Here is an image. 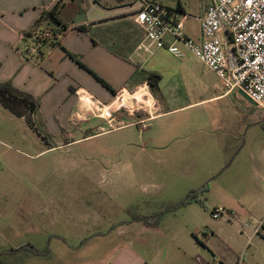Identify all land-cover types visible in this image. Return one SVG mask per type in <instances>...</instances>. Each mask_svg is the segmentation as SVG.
I'll return each mask as SVG.
<instances>
[{
  "label": "rangeland",
  "instance_id": "1",
  "mask_svg": "<svg viewBox=\"0 0 264 264\" xmlns=\"http://www.w3.org/2000/svg\"><path fill=\"white\" fill-rule=\"evenodd\" d=\"M207 1L182 0L186 13L194 16ZM30 42V37L23 39L20 51ZM158 62L165 79L161 91H154L155 111L147 97L137 103L127 94L126 104L134 103L135 108H114L113 124L101 117L78 116L55 125L56 132L40 125L41 136L32 134L30 151L36 154L33 164L42 166L47 207L44 220L33 215V229L39 232H32V240L44 245L46 235H61L52 242L59 254L74 247L79 262L102 264L110 255L93 258L105 255V250L92 252L95 242L80 248L95 233V221L110 232L137 216L159 215L164 230L187 222L204 230L214 208L239 209L244 204L259 215L246 210L249 215L238 218L239 226L232 219L233 225H224L223 233L234 239L240 236L238 229L243 233L238 264H264V239L254 240L248 249L254 229L243 227L249 220L257 225L264 218V186L251 172L252 156L264 151V98L256 105L239 91L215 97L224 92L221 78L190 52L183 59L166 52ZM156 112L161 113L148 117ZM193 191L203 204H184ZM222 218L227 217L218 219ZM197 237L205 236L201 232ZM198 241L201 257L212 261L204 245L216 249L218 242Z\"/></svg>",
  "mask_w": 264,
  "mask_h": 264
},
{
  "label": "crops",
  "instance_id": "2",
  "mask_svg": "<svg viewBox=\"0 0 264 264\" xmlns=\"http://www.w3.org/2000/svg\"><path fill=\"white\" fill-rule=\"evenodd\" d=\"M57 1L0 0V82H11L40 101L38 113L28 117L17 115L0 101V254L8 264L22 256L24 261L20 264H84L79 262V257L76 258L74 247L64 252L65 255L53 249L54 238L61 235L45 234L44 245L32 240V232H39L36 227L33 229V215L40 222L45 219L47 209L42 188V166L38 162L33 164L36 154L30 151L32 134L41 136L37 127L52 126L56 132L55 125L60 122L69 123L78 116L85 119L98 117L89 109H81L83 92L107 103L123 90L129 95L142 92L153 110L157 101L149 83V73L161 75L160 91L165 79L158 58L169 51L158 49L148 55L137 50L145 37L144 29L135 20L142 0H64L59 17L67 30L60 35L59 43L46 45L38 58L26 57L25 49H19L25 33L39 19L42 11ZM156 1L164 3L163 0ZM173 1H178L176 7L186 13L182 0ZM209 3L210 0L200 5L199 14L195 17L202 16ZM184 24L191 37L201 38L197 18H186ZM182 48L185 55L181 58L170 53L183 59L189 51L184 46ZM230 93L221 91L215 97ZM251 159L255 164L251 172L259 178L260 186H264V166L261 165L264 163V151ZM247 208L244 204L239 209L226 208L234 213L232 218L218 219L212 214L205 223L206 230H199L188 222L182 227L164 230L153 218L148 224L136 219L124 221L108 232L101 229L99 220L93 224L95 233L88 240H83L80 248L95 242L92 252L100 254L105 250V255H94L93 258L110 255L109 261L102 264H205L211 259L201 257L198 240L207 239L218 242L216 249L204 245L210 249L214 259L225 264H238L244 245L240 242L243 233L238 229L240 236L234 239L223 233V227L233 225L232 219L239 226V217L259 215L255 208ZM258 222L264 223V218ZM201 232L204 238L197 237ZM262 239V236L252 234L247 248L253 245L254 240L263 243L260 242ZM32 246L46 251V255H32Z\"/></svg>",
  "mask_w": 264,
  "mask_h": 264
},
{
  "label": "built area",
  "instance_id": "3",
  "mask_svg": "<svg viewBox=\"0 0 264 264\" xmlns=\"http://www.w3.org/2000/svg\"><path fill=\"white\" fill-rule=\"evenodd\" d=\"M197 18L201 38L191 37L184 20ZM136 22L144 29L145 37L137 50L148 55L158 49H167L181 58L184 46L223 82L224 93L242 90L254 102L261 104L264 98V0H210L205 13L195 17L156 0H142L136 10ZM50 31L41 26L32 32L31 42L26 45L25 56L40 57ZM80 97L82 110L89 109L98 117L113 124L114 108H135L127 105V94L121 91L111 102H103L93 94L83 92ZM140 94V96L136 95ZM134 102H142V92L132 93ZM139 97V98H138ZM88 98V101L84 99ZM127 98V99H126ZM214 218L234 216L224 207L212 210ZM244 229L253 228L254 234L264 238V223L254 225L248 221ZM205 264H225L214 259Z\"/></svg>",
  "mask_w": 264,
  "mask_h": 264
},
{
  "label": "trees",
  "instance_id": "4",
  "mask_svg": "<svg viewBox=\"0 0 264 264\" xmlns=\"http://www.w3.org/2000/svg\"><path fill=\"white\" fill-rule=\"evenodd\" d=\"M63 4L64 0H58L51 8L43 10L39 19L25 33L24 38L31 37L33 31L39 29L41 26H45V29L50 31L51 34V37L47 39L45 45L53 46L59 43L58 41L60 35L67 30L66 25L63 24L59 17L60 9L62 8ZM148 78L152 90H159L161 75L156 72H150ZM100 80L106 87L111 89L106 82H104L102 79ZM0 101L19 116L26 115L28 117L32 113L37 114L40 109V101L38 98H35L32 94L15 87L11 82H0ZM37 128L39 134L41 135L40 128ZM192 201H198L202 204L204 203V201L198 197V192L196 191H193L188 195L187 200L184 204ZM153 218L155 219L156 223L159 222V215H141L137 216L135 219L142 220L144 223L148 224L149 220ZM0 255V264H8L7 260L2 257L3 254ZM32 255H46V251H39L35 246H32ZM23 261L24 257L22 256L21 258H14L11 264H20L23 263Z\"/></svg>",
  "mask_w": 264,
  "mask_h": 264
},
{
  "label": "water",
  "instance_id": "5",
  "mask_svg": "<svg viewBox=\"0 0 264 264\" xmlns=\"http://www.w3.org/2000/svg\"><path fill=\"white\" fill-rule=\"evenodd\" d=\"M240 92V94L243 96V97H245L246 99H248L249 101H251V102H253L254 104H258V103H256V102H254L251 98H249L248 96H247V94L245 93V92H243L242 90H240L239 91Z\"/></svg>",
  "mask_w": 264,
  "mask_h": 264
},
{
  "label": "bare ground",
  "instance_id": "6",
  "mask_svg": "<svg viewBox=\"0 0 264 264\" xmlns=\"http://www.w3.org/2000/svg\"><path fill=\"white\" fill-rule=\"evenodd\" d=\"M84 100H85V101H88V98H85Z\"/></svg>",
  "mask_w": 264,
  "mask_h": 264
}]
</instances>
